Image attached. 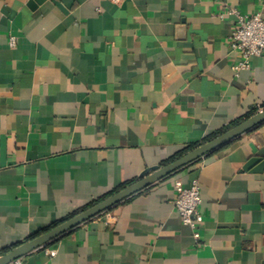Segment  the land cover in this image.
Listing matches in <instances>:
<instances>
[{
  "label": "crops",
  "instance_id": "obj_1",
  "mask_svg": "<svg viewBox=\"0 0 264 264\" xmlns=\"http://www.w3.org/2000/svg\"><path fill=\"white\" fill-rule=\"evenodd\" d=\"M56 1L0 0V255L264 109V55L236 73L230 40L264 0ZM22 258L264 264V123Z\"/></svg>",
  "mask_w": 264,
  "mask_h": 264
},
{
  "label": "water",
  "instance_id": "obj_2",
  "mask_svg": "<svg viewBox=\"0 0 264 264\" xmlns=\"http://www.w3.org/2000/svg\"><path fill=\"white\" fill-rule=\"evenodd\" d=\"M35 4L43 3L45 0H35ZM54 2L61 8L62 4L59 1ZM264 123V109L250 115L240 123L227 129L211 140L200 144L175 160L163 166L154 165L146 168L138 177V179L121 190L111 194L110 196L88 206L67 220L60 224L48 229L47 231L38 234L26 242H22L9 250L8 252L0 255V264H7L15 259L22 258L35 249L41 248L49 242L57 239L66 232L79 226L80 224L92 219L100 213L112 208L113 206L124 201L128 197L140 192L141 190L149 187L150 185L162 180L183 167L203 158L222 146L228 144L233 139L250 131L258 125ZM258 158H253L247 165L249 168Z\"/></svg>",
  "mask_w": 264,
  "mask_h": 264
},
{
  "label": "built area",
  "instance_id": "obj_3",
  "mask_svg": "<svg viewBox=\"0 0 264 264\" xmlns=\"http://www.w3.org/2000/svg\"><path fill=\"white\" fill-rule=\"evenodd\" d=\"M122 4L126 0H112ZM264 8V6H263ZM236 15L234 28L230 34L231 47L241 53L239 62L234 66L236 73L241 69L250 67L253 57L264 55V15L262 12L254 14H241L237 10H230ZM222 17L225 13L220 14ZM10 43L15 45L16 38L11 36ZM175 198L173 204L179 212L185 225L194 230L196 239L200 238L199 228L204 222V215L200 209L202 193L198 179L190 184L181 178L174 180ZM7 264H26L23 258L15 259Z\"/></svg>",
  "mask_w": 264,
  "mask_h": 264
},
{
  "label": "trees",
  "instance_id": "obj_4",
  "mask_svg": "<svg viewBox=\"0 0 264 264\" xmlns=\"http://www.w3.org/2000/svg\"><path fill=\"white\" fill-rule=\"evenodd\" d=\"M256 113V112H255Z\"/></svg>",
  "mask_w": 264,
  "mask_h": 264
}]
</instances>
